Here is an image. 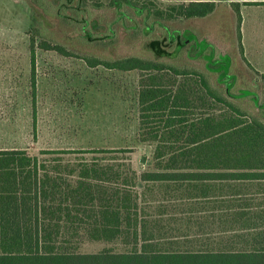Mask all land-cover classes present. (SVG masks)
I'll return each instance as SVG.
<instances>
[{
    "label": "trees",
    "instance_id": "trees-1",
    "mask_svg": "<svg viewBox=\"0 0 264 264\" xmlns=\"http://www.w3.org/2000/svg\"><path fill=\"white\" fill-rule=\"evenodd\" d=\"M31 1L42 11L32 14L33 70L42 48L138 71L139 137L153 150L137 165L124 147L0 149V264H264V220L233 202L264 179V117L185 64L183 37L170 35L218 3ZM123 35L144 37L154 57L81 47H115Z\"/></svg>",
    "mask_w": 264,
    "mask_h": 264
},
{
    "label": "rangeland",
    "instance_id": "rangeland-1",
    "mask_svg": "<svg viewBox=\"0 0 264 264\" xmlns=\"http://www.w3.org/2000/svg\"><path fill=\"white\" fill-rule=\"evenodd\" d=\"M236 1H243L240 26L232 5ZM216 2L215 10L205 17L181 18L170 35L183 37L185 64L215 71L214 85L236 95L238 102L249 103L258 114L255 106L264 109V95L256 94L261 90L264 94V3ZM33 12L41 17L42 11L31 0H0V149L27 148L38 153L46 148L124 147L133 149L137 165L149 161L153 146L139 137V72L93 67L82 58L42 48L36 49L33 70L29 48ZM144 40L123 35L115 47H81L103 57H154ZM181 48L176 47L174 54ZM99 248L88 243L84 249Z\"/></svg>",
    "mask_w": 264,
    "mask_h": 264
},
{
    "label": "crops",
    "instance_id": "crops-1",
    "mask_svg": "<svg viewBox=\"0 0 264 264\" xmlns=\"http://www.w3.org/2000/svg\"><path fill=\"white\" fill-rule=\"evenodd\" d=\"M244 1H261V0H244ZM241 193L243 194L242 195L238 194L237 197L239 198H235L233 202H239V203L242 202L244 207L252 210V213L246 217V220H264V179L259 183L255 182L252 186L250 185L248 187L247 186L243 187ZM225 203H229V201H226ZM235 220H237V217Z\"/></svg>",
    "mask_w": 264,
    "mask_h": 264
},
{
    "label": "flooded vegetation",
    "instance_id": "flooded-vegetation-1",
    "mask_svg": "<svg viewBox=\"0 0 264 264\" xmlns=\"http://www.w3.org/2000/svg\"><path fill=\"white\" fill-rule=\"evenodd\" d=\"M211 71V70H210ZM211 75H213V77H215L214 75H215V71L213 72V71H211ZM253 84V86H256L257 85V83L256 82H253L252 83ZM262 84H264V82L262 83ZM260 86H262L261 84H259ZM259 85H257L256 87L257 88H259L260 86ZM262 87H264V85L262 86ZM261 88V87H260ZM263 93V90H261L260 92H258V93H256L257 94V97H262V95H264V94H262ZM231 98H233V99H237V98H235L234 96H236V95H229ZM233 96V97H232ZM241 98V97H240ZM251 98V97H250ZM239 99V98H238ZM247 100H249L248 98H246ZM264 101V99L262 98L261 99V103ZM256 108H257V111H258V114H260V116L261 117H264L263 115H264V109L262 108V107H260V106H255Z\"/></svg>",
    "mask_w": 264,
    "mask_h": 264
},
{
    "label": "water",
    "instance_id": "water-1",
    "mask_svg": "<svg viewBox=\"0 0 264 264\" xmlns=\"http://www.w3.org/2000/svg\"><path fill=\"white\" fill-rule=\"evenodd\" d=\"M142 160L145 162V160H146V156H143Z\"/></svg>",
    "mask_w": 264,
    "mask_h": 264
}]
</instances>
